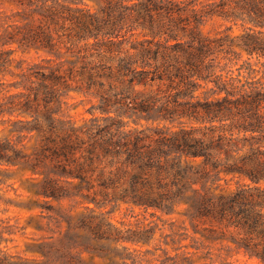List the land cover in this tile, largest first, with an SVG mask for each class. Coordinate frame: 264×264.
<instances>
[{"label": "trees", "instance_id": "trees-1", "mask_svg": "<svg viewBox=\"0 0 264 264\" xmlns=\"http://www.w3.org/2000/svg\"><path fill=\"white\" fill-rule=\"evenodd\" d=\"M213 17L246 31L205 34ZM261 28L264 0H0V171L29 172L28 204L5 203L40 209L31 255L0 222V264H157L155 240L264 264Z\"/></svg>", "mask_w": 264, "mask_h": 264}, {"label": "rangeland", "instance_id": "rangeland-1", "mask_svg": "<svg viewBox=\"0 0 264 264\" xmlns=\"http://www.w3.org/2000/svg\"><path fill=\"white\" fill-rule=\"evenodd\" d=\"M201 29L205 34H208L210 36L217 35L221 32V34H228L230 37L239 36L242 33L246 31V25H243L241 21H238L237 23H234L230 20H225L220 17H213L207 19L204 23L201 25ZM264 33V28H261ZM20 54V53H19ZM18 54V55H19ZM42 52H37L34 50H31L24 54V56L28 59H38L40 56H42ZM248 58L247 54H243L241 60L238 63H241L243 59ZM264 60L263 58L258 59L256 55L249 58V61L256 65L261 66V61ZM259 61V62H258ZM235 68V67H234ZM234 73H237L236 70H234ZM161 86L157 83L152 84H145V85H139L137 86V89L142 93L147 92H156L158 88ZM74 98L72 101L78 103V106L72 110V114L77 118L82 117H91L92 113L87 110L92 105V103L95 102V100H92L91 102L83 95L74 94ZM95 114H98L96 112ZM1 128V126H0ZM4 167V166H3ZM2 174H6V172L0 171V222L2 224L10 223L14 225L15 234H12L11 237L13 240L9 242L10 251L12 253H21L23 255H31L29 252H27L26 249V243L30 241L31 236H39L40 231H37L33 226V221L30 220V214L39 212V208H35L33 210H28L27 208H22L19 205L14 204H8L5 203V199L9 198L14 201H17L19 203V200H26V205L28 204V197L26 189L24 188L26 185L25 181L26 177L29 176V172H9L7 175H10V178H4ZM2 179H6L5 182H2ZM22 183L23 184L22 186ZM16 188V189H15ZM65 203V201H64ZM109 207L111 205H108ZM130 207H127V205H121L116 211L113 212V220L115 222L120 221L123 218H128L131 214ZM134 212H141V208L135 207ZM143 214V213H142ZM31 223V224H30ZM23 228V226H25ZM219 229V228H218ZM221 230V229H219ZM181 231V229H180ZM230 232L227 231L226 235L228 239H231ZM156 237H160L159 234L156 235ZM163 240V239H162ZM188 240H182V243H186ZM156 245L154 247H151L152 251H154V254L152 257L155 258L154 263L157 264H166L162 262L165 259H168L166 261L167 264H180V261L183 260V258L190 254L191 248H185L181 247L180 249H173L172 247H169V254L166 255L163 250H161L160 243L155 240ZM223 243L233 245L230 240H224ZM164 245V244H163ZM221 244L214 245L210 248H204V258L199 259L196 261V264H259V261L257 258H250L243 256L242 254H234L233 256H230L228 253H224L222 249H220ZM178 252V253H177ZM177 253V255H176ZM171 255V256H170ZM170 257V258H169ZM173 257V258H172Z\"/></svg>", "mask_w": 264, "mask_h": 264}]
</instances>
